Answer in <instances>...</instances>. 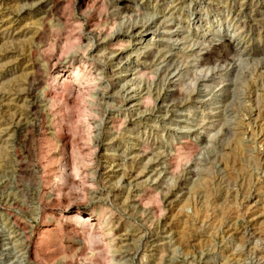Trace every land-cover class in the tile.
Listing matches in <instances>:
<instances>
[{
	"label": "rangeland",
	"instance_id": "obj_1",
	"mask_svg": "<svg viewBox=\"0 0 264 264\" xmlns=\"http://www.w3.org/2000/svg\"><path fill=\"white\" fill-rule=\"evenodd\" d=\"M0 203L22 264H264V0H0Z\"/></svg>",
	"mask_w": 264,
	"mask_h": 264
},
{
	"label": "bare ground",
	"instance_id": "obj_2",
	"mask_svg": "<svg viewBox=\"0 0 264 264\" xmlns=\"http://www.w3.org/2000/svg\"><path fill=\"white\" fill-rule=\"evenodd\" d=\"M85 1V0H84ZM108 1V0H107ZM119 5V4H118ZM123 5V4H122ZM119 9V8H118ZM123 9V8H122ZM121 11V10H120ZM121 13V12H120ZM58 19V18H57ZM64 21V20H63ZM92 32V31H91ZM100 34H102L100 32ZM119 34H121V32H114V33H111L110 36H108L109 38H111V40H117L119 38ZM93 39H95L94 41H96V43H100L102 40H100V38H97V36L94 34V33H91L90 34ZM101 36V35H100ZM107 36V35H105ZM104 38V37H103ZM108 46V45H107ZM118 57L117 58H120V55H117ZM69 60V59H67ZM167 65V64H166ZM48 67V66H47ZM67 73H68V70L66 68H64L62 70V72H60L59 76L60 77H63L64 79H62L63 81H68L69 82V79H68V76H67ZM61 80V79H60ZM47 92V90H46ZM50 95H48V93H45L44 96L39 99V103L40 104H37L36 107H40L41 105H44V106H47L48 104H50L51 102L48 100V97ZM37 97V96H36ZM41 97V96H40ZM37 99V100H38ZM38 109V108H37ZM36 109V110H37ZM22 119V118H21ZM19 124V123H18ZM26 125V124H25ZM53 134V133H52ZM6 208V207H5ZM4 208V206L2 205V203H0V218H3L2 222H3V230L6 231V236H9L7 241L9 243H4V245L2 246V248L0 247V253H1V256H3L4 258H8L7 256H9V254H12V251H18V253H22V256L20 257H16V259H18L17 263L18 264H22V261H25V262H28V260H30V256H31V252H30V245H29V235L28 233L26 232V229L21 225L19 224L14 216L9 213L6 209ZM78 215V214H77ZM76 216V215H75ZM76 218V217H75ZM78 218V217H77ZM81 220H83L84 218H80ZM85 220V219H84ZM77 221V220H76ZM1 222V220H0ZM81 222V221H79ZM2 229V227H1ZM7 229V230H6ZM4 231V232H5ZM2 232V231H1ZM1 234V233H0ZM11 246V248H7V246ZM9 252V253H7ZM16 253V252H15ZM14 254V253H13ZM10 261V260H8ZM16 263V262H15ZM14 264V262L12 263Z\"/></svg>",
	"mask_w": 264,
	"mask_h": 264
}]
</instances>
